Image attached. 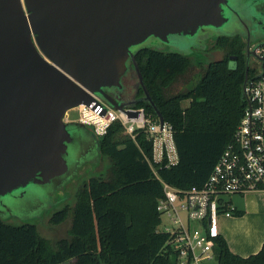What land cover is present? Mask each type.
Masks as SVG:
<instances>
[{"label": "water", "instance_id": "obj_1", "mask_svg": "<svg viewBox=\"0 0 264 264\" xmlns=\"http://www.w3.org/2000/svg\"><path fill=\"white\" fill-rule=\"evenodd\" d=\"M263 7L264 0H0V207L28 187L39 197L62 185L99 153L86 126L62 120L79 104L97 97L133 117L126 109L147 102L163 121L144 87L139 50L231 24L236 33L219 37L245 40V84L250 58L264 64L254 53L264 46ZM129 76L136 93L125 98ZM139 87L144 95L136 98Z\"/></svg>", "mask_w": 264, "mask_h": 264}, {"label": "trees", "instance_id": "obj_2", "mask_svg": "<svg viewBox=\"0 0 264 264\" xmlns=\"http://www.w3.org/2000/svg\"><path fill=\"white\" fill-rule=\"evenodd\" d=\"M215 41L224 56L202 64L201 78L176 92L173 85L194 68L187 55L152 47L136 55L144 87L163 121L172 125L177 163L156 165L154 174L148 162L152 142L142 131L131 139L115 121L96 137L99 154L110 161L107 173L83 182L72 208L66 205L52 213L50 223L59 225L70 212L68 236L53 247L33 223L14 225L0 218V264H173L163 248L168 236L157 230L161 181L181 190L202 187L222 152L235 143L247 107L244 39L220 36ZM248 68L251 80L256 70ZM143 95L139 87L136 98ZM134 107L158 119L147 102ZM233 210L234 216H242L243 211ZM262 245L258 253L240 257L220 236L214 245L216 264H264V241Z\"/></svg>", "mask_w": 264, "mask_h": 264}, {"label": "built area", "instance_id": "obj_3", "mask_svg": "<svg viewBox=\"0 0 264 264\" xmlns=\"http://www.w3.org/2000/svg\"><path fill=\"white\" fill-rule=\"evenodd\" d=\"M254 53L263 57L264 46L255 48ZM255 61V78L246 79L243 86L247 107L234 134L235 143L222 152L204 185L181 190L161 181L164 196L156 210L169 221L160 232L168 236L163 248L173 257V264L217 263L214 245L220 237L218 221L233 216L230 198L264 192V64ZM73 109L76 119H71L68 110L62 120L82 123L95 137L104 135L115 121L131 139L142 131L152 142L148 162L154 174L156 165L177 163L172 125L153 120L143 108H127L136 113L129 117L94 97L89 105L79 104Z\"/></svg>", "mask_w": 264, "mask_h": 264}, {"label": "rangeland", "instance_id": "obj_4", "mask_svg": "<svg viewBox=\"0 0 264 264\" xmlns=\"http://www.w3.org/2000/svg\"><path fill=\"white\" fill-rule=\"evenodd\" d=\"M234 25H227L223 29L206 31L197 35V38H173L170 42V46H161L158 49L166 52L168 50L176 49L181 50L183 54L187 55L194 68H191L184 77L173 85L172 92L184 90L190 83L194 84L201 78L200 67L202 64H206L210 61H217L224 56V51L216 49V39L219 35L223 34H235ZM196 41V42H195ZM245 42V40H244ZM249 65L253 66L256 61L253 57L249 60ZM124 97L132 96L136 93L135 80L132 76L127 77L124 84ZM185 105V104H184ZM71 119H76V113L74 109L68 111ZM90 130V129H89ZM95 137V135H94ZM110 167V161L108 158L101 156L99 153L88 154L84 160L81 161L73 171L71 177L65 181L62 185L48 187L41 189L39 197L33 196L34 188L28 187L26 193L20 197V194H12L10 197L3 199L1 206L5 205L7 208L0 207V218L8 224L18 225L21 223H33L38 234L41 237L48 239L50 244L54 247L56 242L65 239L68 236V230L71 225L72 215L68 213V217L59 225H53L50 223L52 213L63 209L64 206L72 208L76 202L75 194L81 187L83 182L87 181L90 177L104 176L108 168ZM257 196V194H252ZM246 196V197H245ZM243 197L232 196L233 203L237 204L238 201H245L250 195ZM35 208V212L31 213V210ZM251 216L248 217V219ZM169 224L166 216L161 217V222L157 228L159 231H164V228ZM243 225V224H242ZM240 226V230L236 233L235 243L243 245L246 240L245 226ZM208 264H216V262H208Z\"/></svg>", "mask_w": 264, "mask_h": 264}, {"label": "crops", "instance_id": "obj_5", "mask_svg": "<svg viewBox=\"0 0 264 264\" xmlns=\"http://www.w3.org/2000/svg\"><path fill=\"white\" fill-rule=\"evenodd\" d=\"M255 65H250V67L253 68ZM252 194H257V196L255 197ZM248 195L251 197L245 201H238L239 203L237 204H234L230 198L233 208L241 212L243 211L242 216H224L220 217L218 221L220 236L224 238L230 251L240 257L258 253L264 241V192L259 191L257 193H249ZM244 196L239 197L244 198ZM249 216L251 217L248 219ZM241 225L247 228V236L243 245L234 242L236 233L240 230L239 227Z\"/></svg>", "mask_w": 264, "mask_h": 264}, {"label": "flooded vegetation", "instance_id": "obj_6", "mask_svg": "<svg viewBox=\"0 0 264 264\" xmlns=\"http://www.w3.org/2000/svg\"><path fill=\"white\" fill-rule=\"evenodd\" d=\"M264 8V7H263ZM91 131V130H90Z\"/></svg>", "mask_w": 264, "mask_h": 264}]
</instances>
